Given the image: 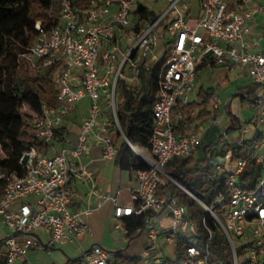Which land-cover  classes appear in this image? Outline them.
<instances>
[{"label": "built area", "instance_id": "2783aa9c", "mask_svg": "<svg viewBox=\"0 0 264 264\" xmlns=\"http://www.w3.org/2000/svg\"><path fill=\"white\" fill-rule=\"evenodd\" d=\"M155 1L87 0L84 8H77L69 0H52L58 13L57 24L45 28L40 21L35 22V37L18 60L24 59L35 69L56 65L51 86L56 102L53 105L42 102L35 113L25 105L17 112L20 120L25 112L31 113L34 134L49 149L44 153L29 146L19 160L21 171L0 170V179L4 180L0 227L7 229L0 235V254L5 255L7 263L18 259L22 264H32L28 259L30 251H48L90 233L82 219L83 214L92 212L89 200L72 186L73 180L80 178L91 183L88 195L98 199V206L107 200L111 202L118 227L125 217H143V229L151 248L158 247L156 239L160 231L147 213L166 211L170 225L162 231L165 241L176 251L178 240L183 241L182 253L173 260L156 259V264H210L209 242L214 239V230L203 216L200 223L206 233L205 250L199 247L197 215L193 217L185 203L170 193L169 182L197 201L213 218L229 245V264H264V151L260 150L255 132L234 143L244 147L239 158L232 160L227 152L216 162L215 171L224 181L226 195L211 207L166 170L171 159L188 157L202 139V131L175 130L181 118L179 106L189 100L198 67L207 62L245 67L253 83L264 84V52L260 48L264 33L247 39L254 15L244 7L248 0H199V14L194 19L186 17L185 1L165 0V7L154 21H136L135 12L140 7L150 9V3ZM162 24L169 37L163 45L168 57L159 71L148 147H142L131 143L120 127L116 107L118 86L123 79L137 91L141 86V64L148 68L160 60L155 50L157 29ZM147 60H151L149 65L145 64ZM84 98L87 112L72 141L67 117ZM252 107L260 121H264V100H256ZM62 128L65 135L58 142L55 130ZM220 134V143H229L226 133ZM121 141L145 165L134 170L138 187L132 191L128 204L119 202L118 192L97 188L93 172L81 163L91 146L101 147L103 159L115 158ZM249 164L258 173L246 189L241 175ZM78 200L79 208L73 209L72 204ZM38 229L47 234L45 242L35 235ZM78 257V264H129L115 251L98 244L82 249Z\"/></svg>", "mask_w": 264, "mask_h": 264}, {"label": "trees", "instance_id": "16d2710c", "mask_svg": "<svg viewBox=\"0 0 264 264\" xmlns=\"http://www.w3.org/2000/svg\"><path fill=\"white\" fill-rule=\"evenodd\" d=\"M73 7L84 8L87 0H69ZM187 10L185 11L186 15ZM57 10L52 7V0H0V170L5 172L21 171L19 160L23 151L29 146H35L46 153L49 146L37 138L30 123L31 113L25 112L20 120L18 110L24 105L28 111L35 113L42 102L49 105L55 104V89L51 86L56 74V65L35 69L18 56L32 42L36 31L34 25L40 21L45 28L57 24ZM136 21H154L157 14L151 9L140 7L135 12ZM160 60L146 68L140 66L141 86L137 91L132 90L129 84L120 79L118 91L120 100L117 102V117L124 135L134 145L148 147L152 133L153 116L152 107L154 96L158 91V76L160 67L166 61L168 54L165 50L159 56ZM264 84H250L244 88L236 89L230 96L238 97L241 103L249 105L255 102L257 92ZM214 90L204 91L199 89L198 101H192L184 105L181 110V118L175 130L183 133L184 125L193 118L189 113L194 109H200L194 117L198 120L207 118L212 112L207 109ZM227 108V107H226ZM227 110V109H226ZM230 117V125L237 127L238 118L227 111ZM230 128H227L229 131ZM58 142H62L65 135L64 129H56ZM220 130L210 126L199 142L196 150L184 159L174 158L168 162V173L184 188L190 191L206 206L211 207L221 196L226 195L225 184L215 171V164L220 157L230 152L232 160L239 158L244 147L226 142L220 143ZM264 136V132L256 133V139ZM120 167L124 170L143 169L145 165L132 152L129 146L122 141L119 146ZM258 169L249 164L241 180L245 188H250L253 179L257 176ZM4 180L0 179V197L3 193ZM170 193L178 195L187 207L191 215H197V222L204 216L207 224L213 230L216 225L213 218L193 198L182 189L169 182ZM156 213L148 212L147 218ZM133 217V216H131ZM145 220L143 217H125V237L130 240L137 231H142ZM223 235V234H222ZM223 243L226 247V259L223 264H229L231 252L223 235ZM183 241L178 240L177 258L182 253ZM136 258H127L129 262ZM79 257L67 264H78ZM0 264H5L0 260Z\"/></svg>", "mask_w": 264, "mask_h": 264}, {"label": "crops", "instance_id": "0c3cea01", "mask_svg": "<svg viewBox=\"0 0 264 264\" xmlns=\"http://www.w3.org/2000/svg\"><path fill=\"white\" fill-rule=\"evenodd\" d=\"M186 2L187 7L185 9L186 17L190 19H194L199 14V0H183ZM166 5V2H165ZM244 7L250 9L254 12L253 18L249 23L250 32L247 36V39L257 38L262 33H264V10L258 11L259 7H264V0H248ZM184 11V12H185ZM158 38L162 35L167 36L166 30L163 27V24L157 29ZM159 40V39H158ZM166 41V40H165ZM164 41V43H165ZM261 51L264 52V42L260 44ZM161 55V54H160ZM159 56V55H158ZM245 73V74H244ZM250 84H255L249 78L247 73V68L241 66H224V65H215L213 63H204L198 67L196 71V76L194 79V85L192 92L189 95V100L179 106V109L192 101H198V91L202 89L207 91L208 89L214 90V96L211 99L207 109L212 113L203 120L195 119L194 117L197 115L200 109H194L189 113V116L192 121H187L184 125L183 133H191V132H201L202 138L206 133L207 129L210 126H215L220 130V133L223 131L226 133L228 138V133L230 130H238V135L236 138L231 139L228 144H234L238 139L243 138L246 139L251 133H260L264 132V121H260L259 114L253 109L252 104L249 105L247 103H241L238 97H234L230 99L231 94L239 88H244ZM264 86L257 92L256 100H264ZM237 102L236 106L238 111L231 110V104L233 102ZM243 104L248 105L249 109H244L241 107ZM240 105V107H238ZM227 107V108H226ZM227 109V110H226ZM227 111H230L234 114L238 120L239 124L237 127L230 125V117L227 114ZM240 111V112H239ZM86 112H79L78 108L71 113L68 119V133L69 137L72 141L75 140V134L78 131L79 123L86 115ZM247 127V130H246ZM227 128H230L227 131ZM246 130V131H245ZM180 133V132H178ZM229 140V138H228ZM122 142V141H121ZM119 143V146L121 144ZM118 146V154L115 158L105 160L102 158V149L100 146H91L89 154L87 156L82 157L81 163L85 165V167L92 171L94 174V179L96 182V187L101 188L105 192L116 193L118 192L119 202L122 204H128L132 201L131 195L132 191L138 187L137 180L134 175L133 170H124L120 167L119 157L120 151ZM174 160L171 159L170 161ZM169 161V162H170ZM168 164L166 170L168 171ZM91 183L89 181H83L80 178H75L72 182V186L82 194L86 200H89L90 206L92 208V212L90 214H83L82 219L87 223L90 233H86L82 236L77 237L72 242L66 243L61 247L54 248L48 251H30L28 253V259L32 264H35L36 261L32 260L33 255H37L38 253H45L47 255H52L53 259L49 264H67L68 260L75 259L79 256V252L82 249H88L90 246L94 244H98L103 246L107 250H112L117 253L118 256L121 257L126 263L129 264H156L155 260L159 259L158 256H151V242L148 240L146 232L144 229L142 231H137L134 236L127 240L125 237L126 229L124 226V218L120 220L122 226H117V220L113 217L112 214V205L110 201H104L99 206L97 205L98 199L94 195H88V191ZM181 202L184 203V200H181L178 195H176ZM80 201H75L72 204L73 209H77L80 206ZM130 218H135L130 217ZM150 222L156 225L158 230L160 231L158 238H164L165 233H162L164 229H167L170 225L169 216L166 211L156 212L155 215H152L150 218ZM163 220H167L169 222L168 225H164L162 223ZM113 224V229L119 231L123 238L120 240H114L109 235V226ZM5 227H0V235L6 232ZM181 233V230L179 231ZM35 235L39 237L42 241L47 240V234L42 229H38L35 231ZM135 236L141 237V242L139 244L140 248L137 250L128 251L127 248L131 242V240ZM156 239V243H157ZM124 240V241H123ZM125 240L127 242L125 243ZM137 240V239H136ZM168 244V243H167ZM142 245V248H141ZM124 247V248H122ZM147 255H142L143 251L148 248ZM72 251L73 254L69 256L67 251ZM31 255V257H30ZM136 258L135 260L129 262L127 258ZM177 257V251L174 249V258ZM172 259V260H173ZM0 260H2L5 264H9L6 261V257L4 254H0ZM10 264H22L20 260H14Z\"/></svg>", "mask_w": 264, "mask_h": 264}, {"label": "rangeland", "instance_id": "374dc122", "mask_svg": "<svg viewBox=\"0 0 264 264\" xmlns=\"http://www.w3.org/2000/svg\"><path fill=\"white\" fill-rule=\"evenodd\" d=\"M164 7H165V0H156L155 2L150 3V9L152 11H154L157 15L163 10ZM168 39H169V37L166 36V34L163 36L161 35L159 37L158 44H157V47L155 50L156 55L160 56V54L163 53L164 41L168 40ZM150 63H151V60H147L145 62V64H147V65H149ZM262 98H264V97H262ZM119 100H120V95L118 93L117 101H119ZM236 103L237 102L234 101L231 104V110L238 111ZM238 107H240V105H238ZM241 107H243L245 110L249 109L248 105H246V104H243ZM86 110H87V99L84 98L78 103V111L79 112H85ZM191 133H196V132H191ZM237 135H238V130H230L228 133L229 141H231V139H233V138H236ZM258 140H259L258 142L260 143V150L264 151V136L260 137ZM193 217H196V215H194ZM162 223L164 225L169 224V222L167 220H163ZM197 223H198L197 224L198 228L196 229L197 235H198L197 241H198L199 247L202 250H205L206 233L203 230L201 223L200 222H197ZM109 231H110L109 235L112 239L120 240L123 238V235H121V233L119 231H116L113 229L112 223L109 226ZM177 231H180V229ZM140 239H141L140 236H135L131 240L127 250L132 251V250H137L138 248H140V246H139V244L141 242ZM126 242H127V240H125V243ZM209 245H210L209 246V254H210L209 262H210V264H216L218 261L226 259L227 250H226V247L223 243L222 231L218 226L214 230V239L209 242ZM157 246L158 247H156V249H151V256H158L162 261L172 260L174 258V246L171 244H167L165 241V238H158L157 239ZM122 248H124V247H122ZM141 248H142V245H141ZM238 251H239V249H238ZM67 254L69 256H71L73 254V252L69 250V251H67ZM30 257H31V255H30ZM31 258L33 261H36L35 264H49L53 259L52 255H47L45 253H38L36 256L33 255Z\"/></svg>", "mask_w": 264, "mask_h": 264}, {"label": "water", "instance_id": "95a60500", "mask_svg": "<svg viewBox=\"0 0 264 264\" xmlns=\"http://www.w3.org/2000/svg\"><path fill=\"white\" fill-rule=\"evenodd\" d=\"M186 189V188H185Z\"/></svg>", "mask_w": 264, "mask_h": 264}]
</instances>
